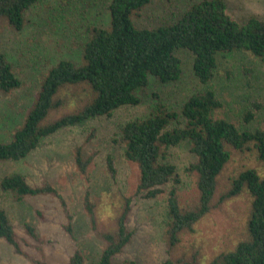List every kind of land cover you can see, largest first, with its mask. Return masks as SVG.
Listing matches in <instances>:
<instances>
[{
  "label": "rangeland",
  "instance_id": "obj_1",
  "mask_svg": "<svg viewBox=\"0 0 264 264\" xmlns=\"http://www.w3.org/2000/svg\"><path fill=\"white\" fill-rule=\"evenodd\" d=\"M200 0H151L133 20L138 27L155 28L175 20L193 2ZM228 14L239 24L248 18L264 19V0H223ZM108 0H41L25 13L26 25L15 31L0 23V52L7 56L21 86L9 94H0V142L11 140L21 126L25 112L34 101L42 76L60 60L79 64L81 48L88 38L89 26L108 23ZM102 19V20H101ZM183 73L177 82L162 84L149 78L148 86L140 93L141 103L124 106L110 117H97L60 129L42 140L29 156L18 161L0 163V180L8 174L19 173L34 187L49 182L65 200L66 206L55 197L40 195L15 202L0 191V206L18 236L30 245L25 250L43 264H69L74 251H79L85 264L95 262L104 243L98 239L89 221L85 197L94 204L98 230H110L125 197H131L128 227L133 239L126 245L116 264L133 260L135 264H161L166 259L188 262L197 253V264H208L217 254L227 252L247 235V220L252 197L244 190L237 197L221 203L194 226L193 232L181 233L180 242L166 253L165 223L168 220L167 192L147 199L136 194L139 181L137 166L124 158L118 141V128L128 120L145 117L154 105L155 95L172 110H179L183 101L203 85L194 76L192 54L180 50ZM223 109L218 112L240 129L244 116L252 112L251 129L264 128V62L243 52L220 57L215 76L210 83ZM65 103L50 112L47 121L76 112L92 98L84 83L66 85L58 93ZM81 148L84 158L91 157L87 173L78 171L75 149ZM189 143L183 142L167 150L180 177L179 201L182 206L198 201L196 175L186 172L196 161ZM114 163L115 175L107 169V159ZM255 169L264 177V164L257 152L232 151L230 161L217 177L214 201L226 192L232 179L245 169ZM25 225L34 229L30 237ZM184 262V263H185ZM0 264H34L13 252L0 239ZM183 264V263H179Z\"/></svg>",
  "mask_w": 264,
  "mask_h": 264
},
{
  "label": "trees",
  "instance_id": "obj_2",
  "mask_svg": "<svg viewBox=\"0 0 264 264\" xmlns=\"http://www.w3.org/2000/svg\"><path fill=\"white\" fill-rule=\"evenodd\" d=\"M41 0H0V23L15 31L26 25L25 13ZM151 0H108V23L87 28L88 38L81 48V61L60 60L42 76L33 103L25 112L21 126L11 140L0 142V163L18 161L29 156L42 140L60 129L82 124L97 117H110L124 106L141 103L140 93L153 77L162 84L177 82L183 73L180 50L192 54L194 76L203 85L188 96L179 110H172L155 95L154 105L145 117L126 121L118 128V141L124 158L135 164L139 181L136 194L147 199L167 192L168 220L165 223L166 253L169 255L180 242L183 232H193L194 226L221 203L237 197L246 190L252 197L247 220V235L234 249L217 254L208 264H264V177L255 169H245L232 179L231 187L215 202L217 177L231 159L232 151H256L264 164V128L248 127L252 112L244 116L240 129L226 118L219 117L223 102L210 83L215 76L220 57L243 52L264 62V19L248 18L243 24L227 12L223 0L193 2L173 21L155 28L138 27L133 18ZM102 20V19H101ZM84 83L92 93L90 101L76 112L47 121L51 111L65 103L58 93L66 85ZM21 86L12 63L0 52V94H9ZM189 143L196 157L186 169L196 175L198 201L182 206L179 201L180 177L176 167L167 161V150L183 142ZM91 157L84 158L81 148L75 149L74 161L78 171L87 173ZM112 177L115 168L107 159ZM0 191L22 202L28 197L49 195L65 207L62 195L49 182L34 187L19 173L5 175ZM131 197H125L110 230L100 231L96 225L94 204L85 197V208L95 235L104 243L98 259L92 264H116V259L133 239L128 227ZM30 237L34 229L25 225ZM0 239L13 252L34 264H43L25 250L30 245L20 238L4 208L0 206ZM198 254L185 262L166 259L161 264H197ZM185 262V263H184ZM69 264H85L79 251H74ZM122 264H135L125 260Z\"/></svg>",
  "mask_w": 264,
  "mask_h": 264
}]
</instances>
